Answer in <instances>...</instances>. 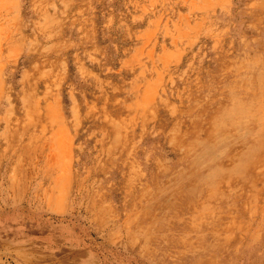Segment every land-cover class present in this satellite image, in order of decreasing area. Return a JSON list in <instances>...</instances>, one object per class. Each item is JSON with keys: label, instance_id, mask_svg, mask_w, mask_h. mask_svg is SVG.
<instances>
[{"label": "rangeland", "instance_id": "1", "mask_svg": "<svg viewBox=\"0 0 264 264\" xmlns=\"http://www.w3.org/2000/svg\"><path fill=\"white\" fill-rule=\"evenodd\" d=\"M0 264H264V0H0Z\"/></svg>", "mask_w": 264, "mask_h": 264}]
</instances>
